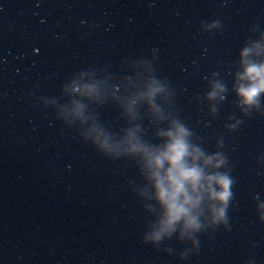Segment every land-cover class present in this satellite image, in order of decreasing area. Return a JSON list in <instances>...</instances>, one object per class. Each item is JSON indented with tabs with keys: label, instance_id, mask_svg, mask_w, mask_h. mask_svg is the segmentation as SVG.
<instances>
[{
	"label": "water",
	"instance_id": "water-1",
	"mask_svg": "<svg viewBox=\"0 0 264 264\" xmlns=\"http://www.w3.org/2000/svg\"><path fill=\"white\" fill-rule=\"evenodd\" d=\"M245 60L264 63V0H0V264H264V93L237 94ZM173 119L231 194L156 240L128 133L162 145Z\"/></svg>",
	"mask_w": 264,
	"mask_h": 264
},
{
	"label": "clouds",
	"instance_id": "clouds-1",
	"mask_svg": "<svg viewBox=\"0 0 264 264\" xmlns=\"http://www.w3.org/2000/svg\"><path fill=\"white\" fill-rule=\"evenodd\" d=\"M249 50L245 49L244 55ZM244 70L238 74L240 83L237 94L242 97L243 103L254 105L258 103V97L264 93V63H254L245 60ZM223 90L222 85H216ZM162 89L153 82L144 95L152 104L153 98ZM210 98L216 96V92L209 94ZM153 108L155 105L152 104ZM159 112V109H156ZM163 119V117H161ZM131 150L139 153L147 172V179L152 183L154 198L162 206L164 213L160 221L159 231L154 234V239L159 240L162 235L175 231L176 225L183 221L184 229L197 230L198 215L205 196L216 198L226 203L230 196L231 180L226 174H209L206 169L210 166L219 168L223 161L213 164L216 159L208 155L192 141L193 133L179 119H173L167 131L157 133L162 145H149L140 143L135 133L129 131ZM219 185L221 191L217 192L213 185ZM223 215V209L220 210Z\"/></svg>",
	"mask_w": 264,
	"mask_h": 264
}]
</instances>
